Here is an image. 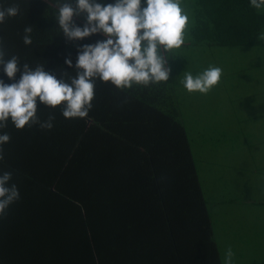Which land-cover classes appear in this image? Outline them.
<instances>
[{"label":"trees","instance_id":"obj_1","mask_svg":"<svg viewBox=\"0 0 264 264\" xmlns=\"http://www.w3.org/2000/svg\"><path fill=\"white\" fill-rule=\"evenodd\" d=\"M13 3L21 12L0 24V51L5 60L17 56L21 71L9 80L0 65L5 84L20 79L23 63L44 64L57 79L74 77L78 49L104 39L97 33L66 41L55 0H0V7ZM181 6L189 26L181 48L166 56L167 82L116 89L97 80L86 117L66 119L63 105L46 108L37 99L41 121L55 116L51 129L36 124L18 130L10 120L0 129L11 137L0 145V175L12 172L10 183L20 194L7 215H0V264H224L229 247L232 264H264V253L257 258L264 250V216L253 210L263 209L264 201L253 200L258 187L250 186L252 175L264 181V167L257 163L258 153L264 161L258 150L264 137L250 132L244 146L230 144L233 156L247 150L250 179L244 173L240 186H219L223 165L217 158L228 150L218 151L216 144L226 133L206 110L194 116L199 119L192 122V138L189 110L206 106L203 95L181 84L185 72L196 76L215 66L222 69L220 84L236 80L241 94L263 100L264 39L258 37L264 33V9L251 7L250 0H181ZM73 19L83 27L86 14ZM27 25L33 28L29 46L22 42ZM66 58L73 67L64 64ZM206 165L207 177L200 168ZM230 211L241 221L231 223Z\"/></svg>","mask_w":264,"mask_h":264},{"label":"clouds","instance_id":"obj_2","mask_svg":"<svg viewBox=\"0 0 264 264\" xmlns=\"http://www.w3.org/2000/svg\"><path fill=\"white\" fill-rule=\"evenodd\" d=\"M250 6L264 9V0H250ZM55 19L66 41H80L101 33L103 40L94 45H84L78 49L76 75L57 79L45 71L44 64L34 68L22 64L20 79L11 84L0 80V129L6 128L9 120L15 129L25 125H36L51 129L54 115L41 121L37 116V99L46 108L55 109L63 105L62 116L66 119L83 118L92 107L95 94V81L110 83L116 89H129L133 84L148 86L167 82L171 68L166 56L180 49L185 42L189 26V16L181 6V0H115L101 4L96 0H55ZM21 12L20 4L13 3L0 7V24L16 17ZM86 14L83 27L77 26L74 17ZM33 28L26 26L22 42L32 44ZM258 39H264L261 33ZM64 64L73 67L72 60L66 58ZM0 65L9 80L21 71L19 58L15 55L5 60L0 51ZM222 75L220 67L210 66L202 73L193 76L185 72L181 81L188 93H209ZM10 135H0V145L9 142ZM0 149V160H3ZM13 173L5 171L0 175V215H7L8 207L20 198L19 190L10 183ZM234 253L229 247L225 251L224 264H232Z\"/></svg>","mask_w":264,"mask_h":264},{"label":"rangeland","instance_id":"obj_3","mask_svg":"<svg viewBox=\"0 0 264 264\" xmlns=\"http://www.w3.org/2000/svg\"><path fill=\"white\" fill-rule=\"evenodd\" d=\"M234 66L235 65L232 64L229 67L231 69V73H234V68H235ZM230 85H234L231 90L232 93L225 92V91H229ZM251 87H253V85H251ZM197 93L200 94L199 92ZM194 94L196 95V92ZM194 94L193 97L196 98ZM201 95H203L202 97L204 98V106H206V108L205 109L197 108V109L189 110L190 113L188 115L189 118L187 124L191 136L192 138H194L192 132L193 131L195 132L194 130L195 125H193L192 122L197 121L199 119V118L197 120L194 119V116L200 115L199 113H201V111H206V110H211V114L212 113L216 114L215 116L216 121L220 122L219 126H221L222 124L221 126L222 130H224V132L226 133V138L225 139L223 138L222 140L219 139V142L216 145L218 147V151H222L224 149L228 150L227 153L223 151L222 153L218 154L219 156L217 158V163H221L223 165V168L219 169L220 175L217 184L223 188L224 187L229 188L234 185L240 186L241 179L244 177L246 178L248 171L245 168L248 165V162L244 161L245 160L244 156H246L247 150L244 151V150H240L239 148L237 149L239 154L238 155L234 154L233 156L232 154H229L230 144L233 145L238 144L240 147L244 146V140H247L246 136L250 135L251 134L250 132L256 135L255 137L256 139L261 138L262 136L264 137V131H259V128L261 127V123H262L261 121L264 120V105H263L264 103L261 104L262 107L258 106V108H261L262 110L257 111L258 103L264 102V99L263 100L258 99V101H256L254 99L255 96H253L252 94L250 96L241 94L240 90L237 89L236 80L232 82L222 81L221 84L219 82L209 93L201 94ZM186 100L188 101V99ZM202 126L203 124H200L199 126L197 125V128L198 127L202 128ZM235 138L238 143H236ZM197 142L201 143V141L198 139ZM258 150H262L264 152L263 147H261V149ZM261 154L262 153L257 154L258 158H260V160H258L257 163L262 167H264V161ZM214 161L215 158L211 162L212 168L214 165H217V163L214 164ZM250 165H253L252 161H250ZM207 167L208 165L200 166L202 176L207 177L206 175ZM216 169L217 168H215L214 170L216 171ZM247 176H248L247 179H250V175ZM252 177H254L255 179H253L250 186H252V183H256L257 184L256 186L258 187L257 190L253 191L252 194L253 200H258L259 202L264 201V181H262L260 175L257 176L252 175ZM220 179H222V181H220ZM248 184H250V182ZM226 207H229V205H226ZM213 209L216 212L219 209V207L215 206ZM253 210L254 212L256 211V214L262 213L264 216V206L263 209H259L258 212L256 209ZM248 214L251 213L248 212ZM228 218L230 219L231 223H234L235 220L241 221L240 218L235 219V216L231 214V211L229 213ZM262 220H264V217L262 218ZM231 230L232 232H234V230L236 229L231 228ZM263 253L264 250L260 251L257 254L259 256L257 258H261L263 256Z\"/></svg>","mask_w":264,"mask_h":264}]
</instances>
